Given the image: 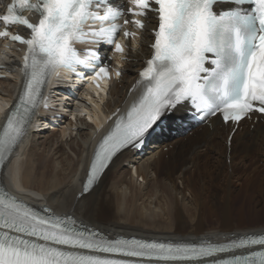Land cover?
<instances>
[{
    "label": "snow or ice",
    "instance_id": "6c2138e0",
    "mask_svg": "<svg viewBox=\"0 0 264 264\" xmlns=\"http://www.w3.org/2000/svg\"><path fill=\"white\" fill-rule=\"evenodd\" d=\"M119 4L120 0H10L7 4L0 14V38L26 48L22 69L26 83L0 136V165L25 134L35 109L42 103L47 106L42 90L59 70L83 68L94 81L111 79L99 53L90 50L82 58L77 44H107L123 54L119 36L134 41L153 16L151 58L138 81L142 94L99 144L84 191L117 152L141 146L161 117L184 102L209 116L220 115L225 123L238 124L253 112L264 114V0ZM224 4L233 7L217 8ZM24 13H36L38 20L32 22ZM129 25L136 30H129ZM15 26H23L27 37L13 34ZM206 63L213 67H205ZM252 245L264 247V235L199 245L109 239L75 220L41 215L0 190V264H133L127 258L164 264H264V251L236 254Z\"/></svg>",
    "mask_w": 264,
    "mask_h": 264
},
{
    "label": "bare ground",
    "instance_id": "6f19581e",
    "mask_svg": "<svg viewBox=\"0 0 264 264\" xmlns=\"http://www.w3.org/2000/svg\"><path fill=\"white\" fill-rule=\"evenodd\" d=\"M143 36L139 51L130 52L132 62L113 89L105 112L113 114L134 97L135 94L128 96L130 88L145 57L151 54L149 33ZM1 84L3 96L13 99L17 83L6 80ZM53 94L61 102L51 103L50 109H42L34 118L27 141L4 180L9 190L30 205L50 208L60 217L70 216L111 239L135 236L176 244H221L253 233L264 234V226L232 224L234 206L241 200L244 203L250 198L264 210L262 120L254 129L250 122L242 123L231 148L227 141L232 126L223 125L219 117L210 126L193 128L187 134L186 128L178 125L175 137L162 134L141 152L122 153L99 185L78 199L94 152L108 129L96 132L92 125L80 120L76 132L64 113L73 107L68 89L62 87ZM186 109L180 106L177 112ZM4 122H0V131ZM47 125L52 127L51 133H35L36 128ZM203 202L210 204L213 215L222 218L223 225L212 230L204 228Z\"/></svg>",
    "mask_w": 264,
    "mask_h": 264
},
{
    "label": "rangeland",
    "instance_id": "374dc122",
    "mask_svg": "<svg viewBox=\"0 0 264 264\" xmlns=\"http://www.w3.org/2000/svg\"><path fill=\"white\" fill-rule=\"evenodd\" d=\"M50 129L51 128L49 127V125H47L44 127H38L34 131L35 133L44 134L47 132L51 133ZM139 180H140L139 181L140 183H143L142 179H139ZM240 203L241 205H239ZM203 204H204L203 206L206 208V211L203 213V222H202L204 223L203 224L204 228L206 230H212V229H216L217 227L223 225V219L218 217L217 215L216 216L213 215L210 204L208 202L207 203L203 202ZM238 206H241V208ZM234 209H235L233 211L234 219H233L232 224L235 223L236 225H238V227H249V228L264 226V210L256 207V201H253L252 199L249 198L247 199L246 202L243 203V200H241L234 206ZM239 232H242V231H239ZM201 237L205 238L204 236H201Z\"/></svg>",
    "mask_w": 264,
    "mask_h": 264
}]
</instances>
